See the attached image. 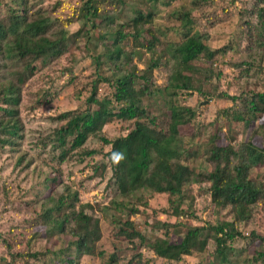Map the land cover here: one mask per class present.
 <instances>
[{"label":"rangeland","instance_id":"374dc122","mask_svg":"<svg viewBox=\"0 0 264 264\" xmlns=\"http://www.w3.org/2000/svg\"><path fill=\"white\" fill-rule=\"evenodd\" d=\"M17 1L5 0V4L13 6ZM255 1L121 0L113 4L112 0H94L95 5L99 4L101 12L113 13L119 24L133 19L138 11L142 14L151 13V21L146 24L142 23L137 28L124 25L125 33L135 32L137 29L139 37L136 42L129 39L125 43L129 63L122 69L149 78V89L142 104L149 118L155 120L157 131H168L170 106L188 107L195 112L192 121L179 127L178 138L185 154L178 161L197 172L207 173L213 168L206 161L205 155L209 148L208 142L215 135L218 136L220 145L251 142L264 147V131L259 127L260 122L254 125L233 119L237 113H243L240 99L242 94L264 90V46L256 45L254 37L248 36V27L256 22L254 17L248 16ZM28 2L33 12L50 13L55 20L65 22L63 24L71 21L66 27L69 33H75L83 25L80 7L85 0ZM185 13L189 14L193 31L209 37L204 40L207 46L211 49L226 46L227 53L215 59L211 65L203 60L195 63L211 69L210 79L205 81L199 78L195 83L198 88L201 86V93H180L170 99L169 92L164 91V88L175 63L169 58L167 51L170 44L181 43V31L185 22L176 18L180 16L178 14ZM98 32L101 34L102 30ZM93 39L90 53L97 52L103 56L104 46L97 42L95 36ZM151 40L154 52L146 47ZM152 57L161 59V64L148 72ZM165 59L170 60L169 63ZM102 60H105L104 56ZM241 62H250L253 66L248 72L242 71L246 68L245 65L240 69L234 67V64ZM103 65L96 68L84 51L83 40L80 39L78 49L70 47L69 54L52 60L27 82L19 107L24 128L23 140L16 147H2L0 144V264H67L65 261L72 253L70 237L57 239V236L47 235V229L40 218L47 195L55 203L59 196L68 194V204L75 194L77 203L74 210L80 211L81 206L89 204L91 208H85L84 213L92 223L95 220L99 222L101 236L95 243L94 256H85L77 264H103L104 260L97 255L100 250L105 252V258L118 253L122 260L141 252L143 259L149 260V264H166L146 248L138 249V238L129 240L124 235H118L119 227H123L127 233H131L133 229L149 238L161 237L174 242L183 236L186 228L197 227L207 234L208 227L217 225L221 220H233L229 208L220 211L211 204L210 195L206 192L208 183L184 187L183 196L186 199L181 207L184 213L178 215L171 208L167 194L140 190L129 197L119 196L108 157L111 146L106 145L101 138L114 141L126 136L133 130L134 121L112 120L104 126L102 133L89 137L79 149L70 148L72 137L67 138L60 150L55 148L57 143L54 132L65 126L64 121L56 120L60 114H81L88 109H97L87 103L89 96L93 94L94 84L97 100L112 99L113 86L102 79L97 83L95 81L98 78H108L112 82L119 70L111 63ZM138 84H142V81L139 80ZM223 94L235 97L236 102L221 98L220 95ZM112 106L119 107L116 103ZM3 138L0 135V140ZM90 150L97 154L93 157L82 155ZM61 151H69L68 155L71 156L60 165L57 156ZM95 167L97 170L93 172ZM48 176V180L55 178L60 182L50 194L49 182H46ZM262 176L264 168L250 172L253 180L264 181ZM111 200L133 205L138 213L129 217L126 224L121 222L120 226L116 221L112 224L109 215L106 216L101 211L103 207L110 205ZM67 207L65 205V213H71ZM251 212L252 217L246 223H236L244 237L235 240L232 249L240 257L251 258L255 252L263 250L264 241L257 240L251 232L264 235V203L253 206ZM164 232L167 233L166 237H163ZM133 246L136 250L131 249ZM214 251V242L208 240L204 251L185 256L182 261L171 264H219L211 257ZM33 253L38 256L34 259L28 257Z\"/></svg>","mask_w":264,"mask_h":264},{"label":"trees","instance_id":"16d2710c","mask_svg":"<svg viewBox=\"0 0 264 264\" xmlns=\"http://www.w3.org/2000/svg\"><path fill=\"white\" fill-rule=\"evenodd\" d=\"M19 1L21 2L17 1L13 6H8L5 0H0V135L4 136L0 140L1 146L16 147L23 140L24 128L19 116V107L27 82L52 60L55 61L69 54L70 47L78 49L82 39L84 51L88 53L96 68L111 63L116 70H119L116 71L112 82L108 78H98L95 81L97 83L99 79H102L110 83L114 88V94L112 99L106 98L99 101L95 98L96 85L94 84L93 94L89 96L87 103L96 106V110L88 109L81 114L73 112L60 114L56 120L64 121L65 126L54 132V140L57 143L55 148L60 150L67 138L72 137L70 148L79 149L89 137L102 133L104 126L112 120L134 121L133 130L126 136L114 141L101 138L106 145L111 146L108 157L112 165V179L119 196L129 197L140 190L167 194L171 208L175 215H178L184 213L181 210L186 199L183 196L184 187L208 183L206 192L210 195L211 204L220 211L229 208V214L232 213L233 218L231 222L221 220L217 225L208 227L207 234L197 227L186 228L183 236L174 242L161 237L149 238L133 229L131 233H127L123 227H119L117 234L124 235L129 240L138 238V249L146 248L159 259L164 260L166 264L178 263L185 256L204 251L208 240L215 244V251L211 257L213 256V260L218 261L219 264L264 263V245L263 250L255 252L251 258L240 257L232 249L235 240H241L244 237L236 227V223H246L252 217V207L264 203V181L253 180L250 177V172L264 168V147L256 146L251 142L220 145L218 136L215 135L208 142L209 148L205 155L206 161L213 167L210 172H197L182 164L178 159L185 153L182 150L181 140L178 138L179 127L192 121L195 112L188 107L172 105L168 131L165 133L157 131L155 120L149 118L142 104V99L149 89V78L122 69L129 63L125 43L129 39H134L136 42L139 37L137 29L135 32L125 33L124 25L137 28L142 23L151 21V13L142 14L138 11L133 19L125 24H119L113 13L101 12L98 3L95 5L94 0H85L80 7L83 25L75 33H69L66 27L71 21L63 24L65 22L55 20L50 13L33 12L28 0ZM115 1L121 2V0H112V3L115 4ZM251 7L252 10L250 9L248 16L254 17L256 22L248 27V36H253L256 45L263 47L264 0H256ZM178 15L176 19L184 21L185 27L181 31V43L170 44L168 49L170 52L167 51L169 58L175 63L167 76V84L164 88V91L169 92L170 99L180 93L186 95H191V92L201 93V86L198 88L195 83L199 78L205 81L210 79L211 71L209 70L211 69L200 67L195 63L203 60L211 65L215 59L227 53L226 46L211 49L205 44L204 40L209 37L193 31L189 14ZM99 30H102L101 34ZM93 36L99 44L104 46L105 60H102L103 56L100 53H90ZM152 39L155 41L154 37ZM153 41L146 44L151 52H154ZM160 64L161 59L150 58L148 72H152ZM242 65L246 66L242 70L245 72L253 66L250 62H241L234 64V67L240 69ZM139 80L142 84H138ZM220 97L236 102L233 96L223 94ZM240 99L243 103V113L233 116L234 121L254 125L260 122L259 127L264 131V121H262L264 90L244 93ZM113 103L119 107L115 108L112 106ZM69 151H61L57 156L60 165L71 156L68 155ZM96 154V151L90 150L82 155L93 157ZM96 170L97 167L93 168V172ZM48 178L49 176L46 182H49L50 194L55 191L60 182L58 181L59 184L56 185L58 182L55 178L51 181ZM67 195L62 194L55 203L50 195H47L44 198L47 200L42 207L43 212L40 218L47 229V235L57 236V239L70 237L69 245L72 253L65 262L77 264L85 256H94L95 243L101 236V229L97 220L92 223L84 213V209L91 206L85 204L81 206L80 211L78 209L76 212L74 210L77 203L75 194L68 204ZM65 205H68L67 210L71 213H65ZM101 211L106 216L109 215L112 224L116 221L119 225L138 213L135 206H128L125 202L116 200H111L110 205L103 207ZM121 217L124 219L121 220ZM251 235L257 237V240L264 241V235H255L254 232H251ZM166 236L167 233L164 232L163 237ZM131 249L136 250L135 246ZM97 255L104 260L103 264L150 263L149 260L143 259L141 252H136L122 260L118 253L105 258L103 257L105 252L100 250ZM37 256L38 254L33 253L28 257L34 259Z\"/></svg>","mask_w":264,"mask_h":264}]
</instances>
